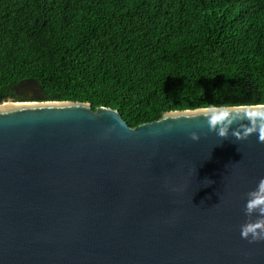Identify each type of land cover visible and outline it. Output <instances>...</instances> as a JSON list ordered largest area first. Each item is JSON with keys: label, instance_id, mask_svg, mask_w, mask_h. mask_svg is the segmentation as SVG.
Wrapping results in <instances>:
<instances>
[{"label": "water", "instance_id": "95a60500", "mask_svg": "<svg viewBox=\"0 0 264 264\" xmlns=\"http://www.w3.org/2000/svg\"><path fill=\"white\" fill-rule=\"evenodd\" d=\"M11 89L40 93L33 79ZM9 104L0 264H264V241L240 235L246 195L264 179L253 132L264 105L169 112L131 129L88 103Z\"/></svg>", "mask_w": 264, "mask_h": 264}, {"label": "trees", "instance_id": "16d2710c", "mask_svg": "<svg viewBox=\"0 0 264 264\" xmlns=\"http://www.w3.org/2000/svg\"><path fill=\"white\" fill-rule=\"evenodd\" d=\"M117 110L131 129L175 111L264 105V0H0V105Z\"/></svg>", "mask_w": 264, "mask_h": 264}, {"label": "clouds", "instance_id": "9594fccd", "mask_svg": "<svg viewBox=\"0 0 264 264\" xmlns=\"http://www.w3.org/2000/svg\"><path fill=\"white\" fill-rule=\"evenodd\" d=\"M218 121L219 117H217ZM217 122L210 121L213 124V130ZM253 132H258L259 139L264 141V123L256 125ZM217 134L224 137L227 135V129L219 127ZM190 138L195 141L198 136L193 132ZM244 214L248 219L240 226L241 238L248 240L249 243L264 241V179L258 182L254 190L247 193Z\"/></svg>", "mask_w": 264, "mask_h": 264}, {"label": "rangeland", "instance_id": "374dc122", "mask_svg": "<svg viewBox=\"0 0 264 264\" xmlns=\"http://www.w3.org/2000/svg\"><path fill=\"white\" fill-rule=\"evenodd\" d=\"M28 95H25V94H23L22 96H19L20 98H22V99H20V100H15L16 101V103H18V102H21V101H40V95H39V93H35V95L31 92V91H27L26 92ZM30 98H32V99H30ZM36 98V99H35ZM13 101V100H12ZM11 100H5V102L4 103H15V102H12Z\"/></svg>", "mask_w": 264, "mask_h": 264}, {"label": "bare ground", "instance_id": "6f19581e", "mask_svg": "<svg viewBox=\"0 0 264 264\" xmlns=\"http://www.w3.org/2000/svg\"><path fill=\"white\" fill-rule=\"evenodd\" d=\"M8 105H11V104L8 103Z\"/></svg>", "mask_w": 264, "mask_h": 264}]
</instances>
